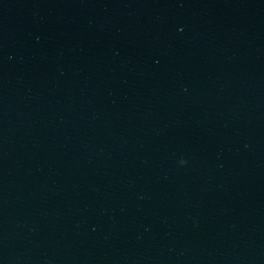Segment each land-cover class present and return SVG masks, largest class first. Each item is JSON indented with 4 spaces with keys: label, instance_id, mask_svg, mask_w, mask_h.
<instances>
[{
    "label": "water",
    "instance_id": "obj_1",
    "mask_svg": "<svg viewBox=\"0 0 264 264\" xmlns=\"http://www.w3.org/2000/svg\"><path fill=\"white\" fill-rule=\"evenodd\" d=\"M0 264H264V0H0Z\"/></svg>",
    "mask_w": 264,
    "mask_h": 264
}]
</instances>
